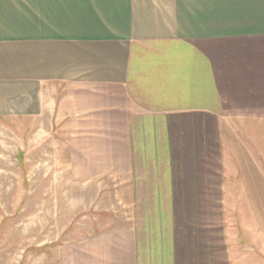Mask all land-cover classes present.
Instances as JSON below:
<instances>
[{"label": "crops", "instance_id": "0c3cea01", "mask_svg": "<svg viewBox=\"0 0 264 264\" xmlns=\"http://www.w3.org/2000/svg\"><path fill=\"white\" fill-rule=\"evenodd\" d=\"M0 139L126 195L61 264H200L201 195L264 192V0H0Z\"/></svg>", "mask_w": 264, "mask_h": 264}, {"label": "rangeland", "instance_id": "374dc122", "mask_svg": "<svg viewBox=\"0 0 264 264\" xmlns=\"http://www.w3.org/2000/svg\"><path fill=\"white\" fill-rule=\"evenodd\" d=\"M260 149V155H264V147ZM3 152L4 156H0V264H61L58 248L74 242L79 224L80 231H91L100 220L107 218V208L113 220L133 218L125 208L130 204L126 203L122 188L113 187L109 189L113 193H96V196L91 195V189L81 192L83 188L68 177L43 178L41 172L28 170L34 163L27 162V155L22 152L18 155L12 141L8 148L0 146V153ZM51 152L55 153V146H51ZM250 165L263 174L264 162L253 161ZM52 167L57 173L54 162ZM226 180L230 182L231 178ZM255 180L238 179L240 194L231 191L201 195V206L206 208L198 211L201 246L205 251L201 252L200 264H264V192L245 193L253 189ZM261 184H264L263 177ZM29 189L32 193H28ZM261 189L264 190V185ZM178 197L183 200L186 196ZM145 212L148 218L153 216V211ZM188 219L192 222V211ZM188 228L191 230V226ZM158 257L159 254L156 258L153 256L155 260ZM144 263L148 264L146 260Z\"/></svg>", "mask_w": 264, "mask_h": 264}]
</instances>
